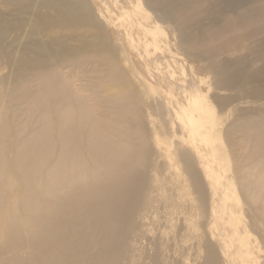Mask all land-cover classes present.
Instances as JSON below:
<instances>
[{"label": "bare ground", "instance_id": "6f19581e", "mask_svg": "<svg viewBox=\"0 0 264 264\" xmlns=\"http://www.w3.org/2000/svg\"><path fill=\"white\" fill-rule=\"evenodd\" d=\"M24 1L23 14L36 7L39 17L41 13L58 16L57 26L88 25L93 33L101 32L94 25L95 17L85 12L84 0L3 2L16 6ZM157 3L138 0L132 4L136 19L123 24L136 26L143 34L140 46L147 53L149 45L159 48L157 37L163 33L160 21L152 19L157 17L152 8ZM3 24L0 18V33L5 30ZM128 28L126 35L132 38ZM70 38L64 36V41ZM84 41L87 38L80 39ZM57 47L25 44L22 51L28 60H21L13 74L15 89L0 81V238L10 244L12 255L19 260L27 249L46 255L53 245L73 242L90 264L93 253L104 256L114 246L124 250L122 260L119 252L112 254L114 264H134L129 239L137 226L136 214L143 212L139 243L143 246L146 240L147 249L143 246L140 264H264V238L254 232L264 227V111L248 119L247 127L238 126L245 148H251L240 156L251 163L239 164L236 177L226 179L213 141V133H221L222 122L207 126L212 116L206 94L184 80L186 102L173 99L175 107L169 111L180 124V139L174 145L155 135L154 152L159 162L174 147L189 177H166L164 172L157 179L159 171L149 156L152 148L136 121L141 117L133 103L136 99L119 103L122 92L103 90L96 92L98 100L92 105L59 70L81 60L83 56L77 55L81 52ZM47 53L52 54L50 60ZM86 63L81 61L78 67ZM97 66L83 73L97 72ZM112 68L113 64L107 70ZM2 88L9 90L7 95ZM6 99L14 107L20 101L29 103L23 110L29 116L21 131L6 116ZM129 110L134 116L128 115ZM229 146L234 147L232 142ZM10 170L16 174L10 175ZM246 210L254 214L251 221ZM63 249H57L59 255Z\"/></svg>", "mask_w": 264, "mask_h": 264}, {"label": "rangeland", "instance_id": "374dc122", "mask_svg": "<svg viewBox=\"0 0 264 264\" xmlns=\"http://www.w3.org/2000/svg\"><path fill=\"white\" fill-rule=\"evenodd\" d=\"M3 1L5 0H0V18L5 22V30L0 33V81L4 79L7 87L15 89L17 80L13 74L21 60L24 63L28 60L22 51L25 44L49 43L51 48L59 46L57 49L60 51L66 46L74 47L72 53L79 51L81 53L77 55L83 58L73 65L59 68L62 75L67 76L75 88L81 89L80 93L92 105L98 100L96 92L103 90L115 94L122 92L119 103H124L126 98L136 99L133 103L141 114L136 121L140 123V130L152 148L149 156L154 168L159 171L155 172L156 178H163L164 172L166 177L187 178L189 175L182 156L174 147L159 162L155 161L154 152L155 135L163 138L164 143L174 145L180 139V124L175 122V117L169 111L175 107L173 99L186 102L182 89L185 84L183 81L186 80L206 94V103L212 116L207 126L222 122L221 133L214 132L213 141L214 146L220 150V162L226 179L236 177L239 164L245 166L251 163L250 159L245 160L240 156L251 148H245L242 133L237 129L242 125L247 127L248 119L254 118L259 111H264V0H171L163 1L164 3L157 0V5H152L157 17L152 19L160 21L163 33L157 37L159 48L155 50L153 45H149L148 53L140 46V39L144 36L138 33L136 26L127 27L133 39L127 37V28L123 26L126 21L136 19V8L133 9L132 4L138 3V0H82L87 3L85 12H90L95 17L94 25H99L101 29L98 34L93 33L88 25L77 29L57 26L59 17L52 10L50 13L55 17L43 16V13L39 17V14L36 15V7L33 12L23 14L27 1L16 6ZM145 1L149 3L150 0ZM164 9L171 10L172 13H166ZM125 10L134 12L127 15L124 14ZM97 35L99 39H90ZM64 36L71 38L64 41ZM84 38L88 41L80 42ZM103 44L106 48L102 47ZM33 50L37 51L35 47ZM50 55L52 54L46 55L49 60L52 57ZM81 61L87 63L78 67ZM112 64V70L108 71L107 67L110 68ZM94 65H99V71L83 73V70L94 69ZM2 90L8 94L9 90ZM17 103L20 107L12 106L15 103L10 105L6 99V116L13 126L16 121L18 127L15 128L21 131L29 116L23 110L29 107V103ZM127 113L131 116L135 114L133 110ZM231 142L234 147L230 148ZM256 172L257 170L254 171ZM9 174L16 172L10 170ZM236 194L239 195L238 192ZM152 197H155L154 193ZM143 215V212L136 214L137 226L129 239L133 244L130 254L134 264L141 263L143 246L147 249L146 240L143 246L139 243ZM245 216L251 221L254 214L246 210ZM3 222L10 225V221ZM254 232L256 236L264 238L263 226H258ZM157 235L158 231L155 233ZM8 245L10 244L0 238V248H3L0 264H90L73 242L69 245H53L46 250V255L27 249L22 252L19 260L12 255ZM261 245L264 250V240ZM57 249H63V252L59 255ZM122 250L120 246H114L112 253L106 251L104 256L93 253L92 264H104L103 259L106 260L105 264H114L112 254L119 252L122 260ZM163 257L162 254L161 259Z\"/></svg>", "mask_w": 264, "mask_h": 264}]
</instances>
